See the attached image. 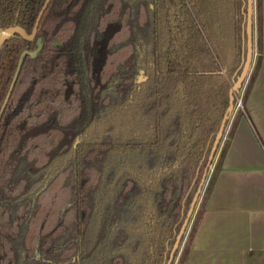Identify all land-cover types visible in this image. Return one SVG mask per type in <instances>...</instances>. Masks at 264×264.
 I'll list each match as a JSON object with an SVG mask.
<instances>
[{
    "label": "trees",
    "instance_id": "trees-1",
    "mask_svg": "<svg viewBox=\"0 0 264 264\" xmlns=\"http://www.w3.org/2000/svg\"><path fill=\"white\" fill-rule=\"evenodd\" d=\"M43 1L0 0V30L29 33ZM245 2L49 0L32 40L0 41V264H165L241 67Z\"/></svg>",
    "mask_w": 264,
    "mask_h": 264
},
{
    "label": "crops",
    "instance_id": "crops-1",
    "mask_svg": "<svg viewBox=\"0 0 264 264\" xmlns=\"http://www.w3.org/2000/svg\"><path fill=\"white\" fill-rule=\"evenodd\" d=\"M236 97L241 107L225 127L203 190L217 165L216 175L182 264H264V0H253V57Z\"/></svg>",
    "mask_w": 264,
    "mask_h": 264
},
{
    "label": "water",
    "instance_id": "water-1",
    "mask_svg": "<svg viewBox=\"0 0 264 264\" xmlns=\"http://www.w3.org/2000/svg\"><path fill=\"white\" fill-rule=\"evenodd\" d=\"M49 0H44L34 21L33 27L31 29V31L29 33H26L20 26L18 25H13V26H9L3 30H0V41L3 40L4 38H6L9 34L12 33H18L20 36H22L24 39L27 40H32L35 36L36 33V29H37V25L38 22L40 20V17L44 11V9L46 8L47 4H48ZM246 7H245V11H244V20H243V33L245 34V50H244V55L242 58V63H241V67L239 69V72L235 74V78L233 80V83L231 84V86L228 89V103L227 106L225 108V111L223 113V116L220 120L219 126L215 132L210 150H209V154L207 157V162H206V166L201 174V177L199 179V182L196 186V189L192 195V198L190 200L189 206L186 210L185 216L180 224V227L175 235L174 241L172 243V246L170 248L169 254H168V258L165 262V264H173L175 257L177 255V252L179 250L180 244H181V240L183 239L185 232L187 230V227L189 225V222L194 214L195 208L197 206V203L200 199V196L203 192L204 186L206 184V180L210 171V167L213 163V160L215 158V155L217 153L218 150V146L223 138V133L225 130V123L227 122V120H229L231 114L233 113L234 110V100H235V96L237 91L242 87L248 73L251 67V62H252V57H253V0H246L245 2ZM37 42V47L33 50H24L21 55L19 56V60H18V64L13 76V79L10 83L9 89L6 93L5 99H4V103L3 106L5 105L11 89L14 85V82L16 80L17 77V73L20 69L21 63H22V59L25 55H29L30 57H34L38 50L40 49V39L36 40Z\"/></svg>",
    "mask_w": 264,
    "mask_h": 264
},
{
    "label": "built area",
    "instance_id": "built-area-1",
    "mask_svg": "<svg viewBox=\"0 0 264 264\" xmlns=\"http://www.w3.org/2000/svg\"><path fill=\"white\" fill-rule=\"evenodd\" d=\"M238 107H241V99L239 97L236 98V96H235V106H234V108H238ZM211 167H212V165H211ZM211 167H210V170H211Z\"/></svg>",
    "mask_w": 264,
    "mask_h": 264
},
{
    "label": "rangeland",
    "instance_id": "rangeland-1",
    "mask_svg": "<svg viewBox=\"0 0 264 264\" xmlns=\"http://www.w3.org/2000/svg\"><path fill=\"white\" fill-rule=\"evenodd\" d=\"M237 96H238V95H237ZM236 98H237V97H236ZM234 106H235V104H234ZM210 176H211V175H210ZM203 192H204V190H203ZM203 192H202V193H203Z\"/></svg>",
    "mask_w": 264,
    "mask_h": 264
}]
</instances>
